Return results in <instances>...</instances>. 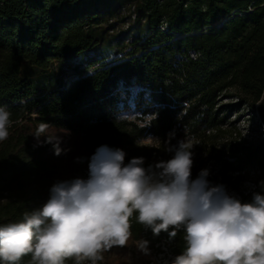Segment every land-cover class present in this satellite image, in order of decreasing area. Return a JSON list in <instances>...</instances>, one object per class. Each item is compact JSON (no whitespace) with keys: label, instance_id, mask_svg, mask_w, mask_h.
<instances>
[{"label":"trees","instance_id":"trees-1","mask_svg":"<svg viewBox=\"0 0 264 264\" xmlns=\"http://www.w3.org/2000/svg\"><path fill=\"white\" fill-rule=\"evenodd\" d=\"M123 1L128 28L142 23L145 35L131 36L127 51L119 39L117 60L93 59L68 80L54 75L55 62L112 36V25L105 34L98 31L101 9L92 11L106 0H0V106L14 122L8 139L0 142V225L20 222L24 213L43 206L55 183L87 179L84 168L103 146L123 150L125 162L140 156L157 164L174 155L168 148L194 138L196 148L220 161L205 177L209 187L216 182L227 194L232 189L244 203L254 193L264 195V130L255 141L239 144L237 127H225L232 109L257 111L264 127V0ZM131 110L143 114L120 116ZM153 114L150 125L138 127ZM41 123L49 125L46 135L56 137L52 143L34 136ZM226 134L236 143H212ZM146 135L160 138V147L140 146ZM197 156L192 157L193 181L206 170L204 158ZM249 168L256 176L246 189L241 181ZM130 232L126 245L103 251L97 264H123L113 255L115 247L169 239L166 232L153 235L135 214ZM183 235L179 231L169 239L177 251L186 246ZM31 258L26 254L17 264ZM65 264H76L75 258Z\"/></svg>","mask_w":264,"mask_h":264},{"label":"clouds","instance_id":"clouds-1","mask_svg":"<svg viewBox=\"0 0 264 264\" xmlns=\"http://www.w3.org/2000/svg\"><path fill=\"white\" fill-rule=\"evenodd\" d=\"M11 112L0 106V142L8 139L13 126ZM156 115L146 117V127ZM49 125L41 123L34 136L46 135ZM140 143L160 147L151 136ZM193 142L178 141L168 148L171 159L153 169L143 167V158L125 163L121 149L97 150L89 164L87 179L55 183L46 203L24 213L23 220L0 225V264H17L31 253L35 264H91L113 245L124 246L130 239V218L158 236L169 239L183 231L185 248L171 264H264V195L254 193L244 203L230 196L222 185L209 187L202 170L191 180ZM55 154L60 155L58 142ZM147 240L137 246L150 254Z\"/></svg>","mask_w":264,"mask_h":264},{"label":"rangeland","instance_id":"rangeland-1","mask_svg":"<svg viewBox=\"0 0 264 264\" xmlns=\"http://www.w3.org/2000/svg\"><path fill=\"white\" fill-rule=\"evenodd\" d=\"M122 4L128 3H125L123 0H106L105 3H100L92 9V11L101 9L102 12L101 16L99 17H101L103 21L98 26V31H102L105 34L104 30L107 27H111L112 25L114 27V31L110 32L112 36H109V34H105L104 37L100 40L99 45L94 47L93 49H90L79 55L73 56L62 61H56L52 69V72L56 77L61 76L64 79L70 80L76 77L78 69L87 67L89 62L93 59H96L99 62H113L122 55L120 53H117L115 50L118 45L116 44V42H118L119 39L125 41V45L120 44V47H125L124 51H127L129 49L127 43L129 42V39H131V36L143 37L145 35V30L142 23L135 22L130 28H128V21L131 20L129 18L128 10H125L124 7H122ZM126 7L127 6H125V8ZM125 36L129 38L124 39L126 38ZM99 62L97 64H100ZM92 69L93 67L83 72V74L88 73ZM142 114L143 113L141 110H131L127 113V117L130 119H137ZM120 116L125 117V115L123 114ZM232 126L237 127L238 132H240L241 134L240 137H238L236 140L239 144L244 141H255V139L262 135L264 130V127L261 124V121L259 120L258 112H249L247 109L239 111L232 109L229 112V118L228 121L225 123V127L230 128ZM149 136L153 138H158L156 136L146 135L138 141V144L140 146L147 147L140 142ZM234 137V135L231 136L230 134H226V136H219L217 137V139H212V143L218 142L221 146L226 145V143H236ZM158 140L161 142L160 138H158ZM190 140L194 144L193 148L191 149L193 155L196 153L198 155L197 157L199 160L204 158L202 160V163L205 164V168L207 171L212 170V173L216 172V167L221 166L220 164H218L220 163V161H217L216 156L208 158L207 153L200 151L198 148H196L198 141L194 138H190ZM136 158L141 157L139 156ZM222 159H226L227 161L233 160L232 157L227 155L222 156ZM143 161V167H145L146 169L156 164V160L148 161L147 158H143ZM234 173L237 174L238 171ZM255 176L256 173L252 168L247 169L245 177L241 181L242 186L246 189L250 187L253 184V181L255 180ZM213 186H219V184L213 182L210 187ZM230 193H232L234 196L237 195L236 192L232 189H230ZM140 242L141 241H136L130 244L128 247H115L113 249V255L115 257L122 258V260H124L123 264H151L155 253V246H152L149 243L148 247L150 249V254L145 255L137 246ZM24 264H34V261L31 258L29 260H26Z\"/></svg>","mask_w":264,"mask_h":264},{"label":"built area","instance_id":"built-area-1","mask_svg":"<svg viewBox=\"0 0 264 264\" xmlns=\"http://www.w3.org/2000/svg\"><path fill=\"white\" fill-rule=\"evenodd\" d=\"M191 55L194 57L195 53L192 52ZM120 88L124 89L123 86ZM145 97L147 100L149 101L151 100L148 93L145 94ZM122 108L123 106L121 104V109ZM127 113L128 112H123L122 114L125 115V117H127ZM151 167L154 169L155 165H152ZM84 173L85 175H89V168H84ZM228 195L234 196L232 193H229ZM236 196L239 197L238 194ZM152 246H155V253L151 264H171V261L175 258V256L179 255L183 251V250L182 251L175 250V243L165 237L158 240ZM88 264H91V261H88Z\"/></svg>","mask_w":264,"mask_h":264}]
</instances>
